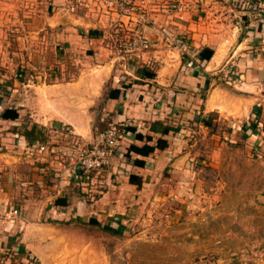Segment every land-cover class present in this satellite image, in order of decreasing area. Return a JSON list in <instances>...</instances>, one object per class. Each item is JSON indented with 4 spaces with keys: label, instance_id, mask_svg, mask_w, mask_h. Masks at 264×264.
<instances>
[{
    "label": "crops",
    "instance_id": "0c3cea01",
    "mask_svg": "<svg viewBox=\"0 0 264 264\" xmlns=\"http://www.w3.org/2000/svg\"><path fill=\"white\" fill-rule=\"evenodd\" d=\"M28 1L0 0V15L7 9L22 11ZM137 2L152 20L141 31L153 60L145 70L153 76L139 77L135 58L120 62L110 46L111 34L85 32L77 39L84 38L88 50L79 51L84 64L73 79L32 87L22 82L18 95L15 82L10 100L0 101V115L11 109L18 116L0 117L11 129L5 139L11 142L0 147V253L20 244L37 264L56 262L55 254L47 258L55 251L49 247L74 245L72 238L62 236L65 223L85 217L92 224L96 215L109 221L124 207L123 200L141 199L148 189L142 175L169 165L174 151L197 144L198 133L210 121L247 125L260 116L255 108L260 102L264 118V98L255 95L264 81V30L254 28L250 17L247 27L246 20L240 24L236 0ZM31 3L48 6L46 0ZM42 15L47 25L55 21V16ZM128 18L121 14L119 19L129 23ZM61 33L64 41L65 30ZM180 41L182 46L177 45ZM204 48L212 50L208 60L196 58L192 67L185 65L183 52ZM227 61L237 66L240 77L231 88L216 75ZM110 123L120 126L124 135L109 167L88 178L76 176L72 154L77 143H93ZM13 210L20 225L9 222ZM105 228L114 226L108 223Z\"/></svg>",
    "mask_w": 264,
    "mask_h": 264
},
{
    "label": "rangeland",
    "instance_id": "374dc122",
    "mask_svg": "<svg viewBox=\"0 0 264 264\" xmlns=\"http://www.w3.org/2000/svg\"><path fill=\"white\" fill-rule=\"evenodd\" d=\"M32 1L22 11L7 9L0 15V101L10 100L15 82L18 95L23 92L22 82L32 87L73 79L84 64L79 51L88 50L84 38L77 39L85 32L111 34L110 46L120 62L135 58L133 67L144 68L143 61L151 59L145 54L143 59L137 58L134 52L122 48L124 42L133 38L146 39L141 27L152 24L147 8L137 0H62L57 5L54 0H46L48 6L31 5ZM258 6L250 11L236 10L240 24L247 21V27L250 17L254 28L264 30V2ZM58 8H63L62 13ZM42 14L55 16V21L50 19L47 25ZM121 14L129 17V23L119 19ZM77 17L83 19L79 22ZM183 53L191 54L189 57L195 54L190 50ZM196 63L193 60L192 66ZM216 75L230 88L240 81L232 61L225 62ZM259 83V93L255 95L264 98V81ZM261 105H255L260 116L247 125L229 119L205 124L197 135V144L174 151L176 162L172 158L169 165L154 167L142 175L148 186L144 196L123 200L125 208L121 207L109 221L96 215L97 224L85 222V217L65 223L62 236L72 238L74 245L49 247L48 251H55L48 252L47 258L55 254L58 260L47 264H264ZM109 125H116L123 138L120 126ZM61 128L65 133V127ZM10 130L9 125L0 122L3 149L4 144L11 142L5 140ZM94 142L79 140L74 150ZM15 216L11 215L14 224L20 225L18 215ZM108 223L114 228L107 230ZM0 254V264H37L20 244Z\"/></svg>",
    "mask_w": 264,
    "mask_h": 264
},
{
    "label": "built area",
    "instance_id": "2783aa9c",
    "mask_svg": "<svg viewBox=\"0 0 264 264\" xmlns=\"http://www.w3.org/2000/svg\"><path fill=\"white\" fill-rule=\"evenodd\" d=\"M263 2L264 0H236L235 7L237 10L243 9L245 11H250L259 7L258 5H261ZM260 14L261 13L258 15ZM122 48L124 51L126 49L127 52H134L136 55L135 57L143 59L144 54L147 56L149 54L150 43L147 38H143L139 41L133 38L132 41H127V43L124 42ZM191 57H194V55L190 56V58ZM143 63L145 65H151L152 61L149 59L145 62L143 61ZM187 66L189 67L191 65L188 64ZM97 138L98 139L91 146H87V148L84 147L81 150L78 149L72 154L74 169L79 171L76 176L79 175L80 177L88 178L92 174L109 167L121 139L119 128L116 125H110L100 132ZM40 150H44V147L41 146ZM12 212L13 216L17 214V210H13ZM9 222H14V219L10 218Z\"/></svg>",
    "mask_w": 264,
    "mask_h": 264
},
{
    "label": "trees",
    "instance_id": "16d2710c",
    "mask_svg": "<svg viewBox=\"0 0 264 264\" xmlns=\"http://www.w3.org/2000/svg\"><path fill=\"white\" fill-rule=\"evenodd\" d=\"M180 42L182 43V41H180ZM192 51H193V50H192ZM189 55H190V54H188V53H183V54H182V60H183V62L185 63V65H188V64L192 65V61L195 60L196 58L201 59V60H208V59L211 57V55H212V50L207 49V48H204V49L201 50L199 53H195V54H194V57H193L192 60H191V58L189 57ZM143 67H144V66H143ZM145 69H147V68H145V67H144V68H137V70H136L137 75H138L139 77H144V76L151 77V76H153L152 73L146 72ZM0 117H1L2 119H15V118H17L18 116H17V113H16L15 111H13V110H11V109H5V110L1 113ZM109 126H110V125L108 124L107 127H109ZM107 127H105L103 130H105ZM103 130H102V131H103ZM133 149H136V148H133ZM90 222H91L92 224H97V222H96L94 219H91Z\"/></svg>",
    "mask_w": 264,
    "mask_h": 264
}]
</instances>
